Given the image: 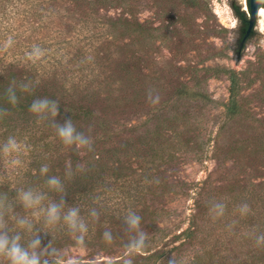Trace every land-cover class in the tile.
<instances>
[{
    "label": "rangeland",
    "instance_id": "374dc122",
    "mask_svg": "<svg viewBox=\"0 0 264 264\" xmlns=\"http://www.w3.org/2000/svg\"><path fill=\"white\" fill-rule=\"evenodd\" d=\"M125 1L134 20L158 31L146 39L118 37L110 44L97 43L94 48L99 52L92 48L83 53L88 62L80 68L84 76L92 73L101 81V71L107 78L126 61L145 75L147 93L152 89L159 95L155 106L146 93L141 104L128 102L110 109L106 116L110 137L98 133V140L112 146L113 155L106 157L113 161L117 175L143 181L146 171L149 181L159 180L144 196L148 210L154 213V224L146 221L142 225L149 237L158 236L159 231L161 237H167L156 249L178 246L181 240L174 236L188 228L194 201L203 203V226L197 239L178 252L186 260L203 252L208 243L218 245L221 240L226 244L234 212L226 223L220 221L221 229L213 228L209 203L222 200L227 205L238 196H255L259 190L256 184L264 182V20L257 15L253 35L240 48L241 24L232 7L241 6L249 18L246 0ZM122 14L120 8L89 9L84 3L75 5L67 0H0V60L4 56L26 57L33 45L45 50L43 62L69 59L64 55L85 43L81 41L86 27L82 21L90 27L98 21L97 16ZM9 40L11 47H5ZM103 56L106 59L98 60L97 65L92 62ZM77 67L72 62L70 69ZM226 71L236 73L240 87L236 97L239 111L232 119L226 117L224 108L230 95ZM116 79L115 72L107 79L109 86L96 89L114 93ZM182 85L198 96L176 97L174 91ZM146 145L157 151L155 156L142 147ZM122 227L112 231L117 237L112 245L99 241L89 248L67 246L61 251L80 264H121L123 241L118 240ZM199 240H204L203 246ZM134 264L141 261L135 257Z\"/></svg>",
    "mask_w": 264,
    "mask_h": 264
},
{
    "label": "trees",
    "instance_id": "16d2710c",
    "mask_svg": "<svg viewBox=\"0 0 264 264\" xmlns=\"http://www.w3.org/2000/svg\"><path fill=\"white\" fill-rule=\"evenodd\" d=\"M67 1L75 5L84 3L89 9L96 6L107 9L120 8L123 14L115 18L97 16L98 19L96 20L98 21L91 23L92 27H87V23L82 21V26L86 27L84 31L80 30L82 32L81 41H85V43L82 47H76L73 53L64 55L69 59L58 58L52 61L48 59L43 62L42 58L33 64L26 57H21L22 55H14L4 56L0 60V107L8 109V115L0 119V141L9 135H15L22 144L28 146L27 151H23L20 155L22 166L15 170L10 169L4 158L0 157V193H7L11 198L22 187H37L46 190L44 177L40 175V168L47 164L49 166L48 175H57L65 181L66 202L69 205L80 206L82 215L86 218L88 208L97 207L99 209V221L92 222L89 219V232L85 237V246L89 248L94 246V242H104L102 232L106 228L117 232L115 227L123 226L122 218L128 209L136 211L142 217L141 226L146 221L153 225L154 213L148 210L144 196L151 191L156 183L149 181L146 171L143 172V177H145L143 181H131L127 179V176L117 175L119 173H115L113 161L106 157L113 155L112 146L106 145L107 141L100 144L98 140L101 134L106 135L107 138L110 137L108 133L110 127L106 119L110 109L122 104L126 105L128 102L141 104V100L147 93L144 83L145 75L140 71H135L124 61L121 62L122 67L115 69L114 73L107 78L101 71L103 77L101 81H97L98 75H92V73L83 75V68H80V65L84 61L88 62L84 59L83 53L90 51L97 43V45L110 44L118 37L150 38L152 32H156L158 29L134 20L131 7L125 0ZM193 1L186 0L187 3ZM246 6L249 12L248 0H246ZM232 8L241 24L240 41L247 28L248 18L246 13L241 11V6L234 4ZM125 13L126 17H124ZM98 52L96 46L94 53ZM102 59H106V56L99 57L97 60L94 58L92 62L97 65ZM72 62L78 66L73 71L70 69ZM115 72L117 79L113 83L118 88L114 93L110 90H104V95L101 96L102 89H96V87L100 85L109 86L107 79L112 78ZM226 74L230 85V95L229 102L224 105V108L226 117L232 119L239 111L236 97L240 87L236 73L226 71ZM13 81L17 84L31 81L33 86L30 93L21 92L17 88L19 103L14 107L7 103L5 96V90ZM95 82H97L96 85H94ZM174 94L176 97L194 98L198 96L184 85L174 91ZM39 97H47L58 102L60 106V113L56 118L58 122L63 123L71 118L82 131L89 132L90 128L95 129L94 133H90L93 139L91 152L64 148L55 137L54 129L47 123L37 122L28 109L31 101ZM111 134L113 136L112 132ZM152 142L150 139V143ZM142 147H147L148 151L154 152L152 156L157 153L148 145ZM138 150L139 148L136 149V151ZM68 162H71L74 173L70 180L65 179V169ZM77 164L85 165V171H78L76 169ZM111 170L112 173L109 174ZM256 187L259 190L255 196L247 194L234 198L227 204L225 215L213 220V223L218 225L212 224L211 226L217 229L223 226L220 223L221 220L225 223L231 217L235 220L234 227L225 234L226 244L221 240L218 245L208 246V243L201 253H194L186 260L179 257L178 252L181 247L190 245L193 240L197 239L203 226L200 224L201 212L205 206L199 200H195V210L189 216L188 228L174 236V240H181L180 244L171 247L169 250L156 249L159 242H163L167 238L166 236L161 237V231H159L158 236L149 237V247L146 253L136 256V259H139L141 264H167L171 256H174L179 264H264V246L258 247L255 243V236L264 233V182L256 184ZM94 201L98 202L94 203ZM241 203H247L251 208V212L247 216L239 215L237 209ZM255 203L256 209L253 208ZM17 211L23 213L19 206ZM231 212H234L232 216ZM91 224L99 228L95 230ZM37 227L49 232V235L41 233L44 244L51 240L53 246L60 250L67 246H77L73 237L66 232H53L41 222H37ZM209 240L208 236V242ZM118 241L121 242V239ZM203 243L204 240H199L201 246Z\"/></svg>",
    "mask_w": 264,
    "mask_h": 264
},
{
    "label": "clouds",
    "instance_id": "9594fccd",
    "mask_svg": "<svg viewBox=\"0 0 264 264\" xmlns=\"http://www.w3.org/2000/svg\"><path fill=\"white\" fill-rule=\"evenodd\" d=\"M9 40L5 47H11ZM45 55V50L39 45H33L26 53V58L35 64ZM17 88L21 92L30 93L33 89L31 81L17 84L13 81L5 90L7 103L16 106L19 103ZM147 100L153 106L158 104L159 95L154 94L152 89L148 90ZM29 112L33 114L37 122L47 123L54 129L55 137L59 143L67 149H77L82 152L93 150V139L89 132L80 130L71 118L63 123L57 121L60 106L56 100L47 97L35 98L29 105ZM8 115V109L0 107V119ZM28 146L22 144L15 135L7 136L0 141V157L4 158L8 167L15 170L22 166L20 155L27 151ZM76 169L85 171V165L77 164ZM49 166L44 164L40 168V175L44 177L46 190L37 187L19 188L14 197L7 193H0V264H80L79 260L67 257L57 247L53 246L51 240L43 243L41 233L49 235L37 227L41 222L46 228L55 232L63 231L72 236L78 247H85V237L89 232V219L98 222L100 211L97 207H90L87 218L82 215L80 206L69 205L66 202L65 181L57 175H48ZM71 162L65 169V179L73 177ZM159 183V180H156ZM53 194V195H50ZM98 201H94L96 203ZM23 210L17 211V207ZM227 205L222 200L209 203V215L212 219L222 218L226 213ZM240 216H247L251 208L247 203L238 206ZM26 213V214H24ZM142 217L134 210L128 209L122 218V231L120 239L123 241L124 254L121 264H134L136 256L144 255L149 247V233L141 226ZM235 221L229 225L234 227ZM117 239L111 229L106 228L102 232V240L112 245ZM258 247L264 246V233L255 236ZM167 264H179L174 256Z\"/></svg>",
    "mask_w": 264,
    "mask_h": 264
},
{
    "label": "water",
    "instance_id": "95a60500",
    "mask_svg": "<svg viewBox=\"0 0 264 264\" xmlns=\"http://www.w3.org/2000/svg\"><path fill=\"white\" fill-rule=\"evenodd\" d=\"M248 4H249V18L247 21V28L245 30L244 36L240 41V48H242V46L244 45L246 39L248 38L250 32L254 27L258 10L261 8L264 9V0H248Z\"/></svg>",
    "mask_w": 264,
    "mask_h": 264
},
{
    "label": "bare ground",
    "instance_id": "6f19581e",
    "mask_svg": "<svg viewBox=\"0 0 264 264\" xmlns=\"http://www.w3.org/2000/svg\"><path fill=\"white\" fill-rule=\"evenodd\" d=\"M257 15H258V18H260L261 20H264V9L263 8L259 9Z\"/></svg>",
    "mask_w": 264,
    "mask_h": 264
},
{
    "label": "flooded vegetation",
    "instance_id": "af4514ba",
    "mask_svg": "<svg viewBox=\"0 0 264 264\" xmlns=\"http://www.w3.org/2000/svg\"><path fill=\"white\" fill-rule=\"evenodd\" d=\"M253 33H254V31H253V29H252V31L250 32V34H249V36H248V38L246 39V41L253 35ZM244 36V35H243ZM243 38V37H242ZM241 41V40H240ZM245 41V42H246Z\"/></svg>",
    "mask_w": 264,
    "mask_h": 264
}]
</instances>
